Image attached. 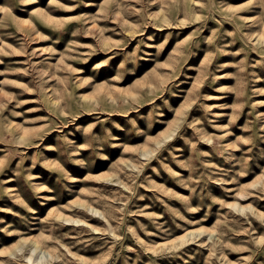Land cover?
<instances>
[{
	"label": "rangeland",
	"instance_id": "rangeland-1",
	"mask_svg": "<svg viewBox=\"0 0 264 264\" xmlns=\"http://www.w3.org/2000/svg\"><path fill=\"white\" fill-rule=\"evenodd\" d=\"M0 264H264V0H0Z\"/></svg>",
	"mask_w": 264,
	"mask_h": 264
}]
</instances>
